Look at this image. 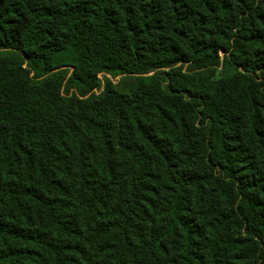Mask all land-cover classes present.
<instances>
[{
    "label": "trees",
    "instance_id": "16d2710c",
    "mask_svg": "<svg viewBox=\"0 0 264 264\" xmlns=\"http://www.w3.org/2000/svg\"><path fill=\"white\" fill-rule=\"evenodd\" d=\"M0 264H264V0H0Z\"/></svg>",
    "mask_w": 264,
    "mask_h": 264
}]
</instances>
